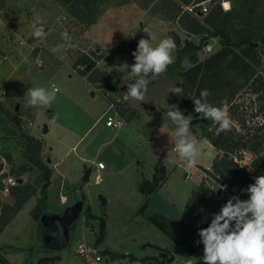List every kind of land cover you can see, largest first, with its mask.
Returning a JSON list of instances; mask_svg holds the SVG:
<instances>
[{"label":"rangeland","instance_id":"1","mask_svg":"<svg viewBox=\"0 0 264 264\" xmlns=\"http://www.w3.org/2000/svg\"><path fill=\"white\" fill-rule=\"evenodd\" d=\"M161 1L110 0L101 5L96 23L88 26L72 18L68 7L57 0H0V103L18 124L0 113V156L8 160L10 173L17 175L25 164L29 138L39 140L43 144L42 159L53 170L43 214L64 212L80 196L84 200L80 220L70 234L68 248L62 252V264H89L78 253L81 245L98 253L109 250L116 255L127 254L115 260L105 256L108 264H188L189 260L191 264H203L205 246L199 233L194 237L198 251L189 256L148 219L162 214L179 221L192 193L201 184L217 192L222 189L223 196L240 194L238 188L230 190L206 174L204 169L210 170L222 153L209 142L199 140L200 131L190 123L183 138L195 141L200 148L196 165L187 168L186 161L174 150L181 139L180 126L167 113L179 111L188 119L180 108L182 80L174 75L158 77L151 82L144 100L138 101L127 95L129 85L140 78L132 73L133 59L128 54L109 57L127 36L139 42L147 39L153 47L165 38H172L175 43L172 62L177 59V41L181 47L186 41L201 44V60L221 48L220 39L202 43L200 37L189 36L178 19L173 22L158 17L154 7ZM141 2L149 7L144 9ZM204 7L211 10L209 2ZM189 8L188 12L196 13ZM36 30H42L43 35H33ZM64 32L67 35H62ZM261 49L264 54V46ZM84 55L90 56L93 63L76 67ZM183 66L189 68L191 64L185 60ZM96 74L102 77L100 81ZM54 87L59 91L49 105L39 101L36 105L28 103L31 89L44 88L51 95ZM173 88L181 91H170ZM3 92L6 94L2 95ZM250 96L245 97L250 108L246 109V118L248 126L253 127L264 123V117L252 113L249 104L254 97ZM224 112L228 116V107ZM108 116L120 117L126 125L120 130L107 128ZM44 125L48 126L47 134L43 132ZM244 156L239 163L256 179L250 168L253 155ZM98 162H103L106 170L98 171ZM90 168L92 174L87 182L85 171ZM41 174L37 167L22 174L20 179L34 187L35 195L0 230V258L10 264H59L62 258L56 251L46 252V247L34 250L41 246L46 231L35 217L41 212L38 207L43 197L42 185L38 184ZM155 176L161 178L160 189L147 197L140 192L139 185L143 179L152 180ZM13 203L12 198L4 197L0 216L3 205ZM232 203L236 204L237 198ZM144 205L146 208L140 211ZM102 219L106 220V235L97 246ZM231 226L234 229L235 221ZM166 251L174 256L170 263L171 256Z\"/></svg>","mask_w":264,"mask_h":264},{"label":"trees","instance_id":"2","mask_svg":"<svg viewBox=\"0 0 264 264\" xmlns=\"http://www.w3.org/2000/svg\"><path fill=\"white\" fill-rule=\"evenodd\" d=\"M57 1L68 7V13L72 18L89 26L96 23L101 13V5L110 0ZM207 2L211 7L210 11L208 9V14L203 13L204 3ZM141 5L144 9L149 7L145 2H141ZM190 6L194 7L196 13L188 12L186 8ZM154 9L158 17L167 21L174 22L178 19L179 26L189 36L200 37L202 43L211 39H220L221 42V48L218 51L201 60L199 57L202 51L201 44L186 41L181 47L180 41H177L176 45L179 48L177 59L158 76L174 75L182 80L180 108L184 113L188 112L192 116L190 126L200 131L201 138L222 153L217 156L210 170L204 169L206 174L228 189L238 188L240 191V194L219 197L217 191L201 184L192 193L179 221L162 214H155L148 219L150 224L156 226L181 251L194 256L198 251L194 240L196 233L211 225L215 215L220 214L228 200L236 197L241 202L249 201L251 192L248 189L256 184L259 176L264 175V123H256L253 127L248 126L246 109L250 110V108L245 102V97L248 95H251V99L254 97V102L249 104L252 105V113L255 112L256 117H264V54L261 49V46H264V0H234L233 7L229 11L224 10L222 0H163ZM138 46V39L127 36L109 57L117 58L128 54L136 63L133 53L138 51ZM185 60L190 62L189 68L183 66ZM92 63V58L84 55L78 60L76 67H88ZM152 75L153 73L149 72L144 77L148 80L147 88L154 80ZM103 76L105 77V74ZM95 77L99 81L102 79L100 74H96ZM205 90L208 92L206 96L202 95ZM195 100H200L206 108L224 111V108L228 107L230 130L220 131L217 135L220 123L206 113H197ZM0 113L18 126L16 118L1 103ZM122 115L124 113H121ZM237 124L241 127L240 130ZM42 151L43 144L37 139L29 138L24 152L25 164L16 175L21 178L22 174L28 173L32 167L39 168L42 173L38 178V184L42 185L43 197L38 202L41 212L35 215L37 220L41 219L45 211L48 187L53 174V170L48 168L47 162L44 163L42 159ZM246 153L254 157L250 168L256 179L250 175L247 167L239 163ZM8 158L11 159L10 156ZM160 180L161 178L156 176L152 180L143 179L139 185L140 192L147 197L151 196L160 189ZM35 192L31 184L25 183L12 189L10 198L14 203L3 205L0 230L6 228L26 207ZM145 208L146 205L140 211H144ZM92 218L98 219L96 216ZM105 235L106 220L102 219L97 246L105 240ZM199 239L202 244L203 238L200 235ZM101 254L111 256L112 260H115L117 256L120 258L127 256V254L116 255L109 250L102 251ZM0 262L10 264L4 258H0Z\"/></svg>","mask_w":264,"mask_h":264},{"label":"clouds","instance_id":"3","mask_svg":"<svg viewBox=\"0 0 264 264\" xmlns=\"http://www.w3.org/2000/svg\"><path fill=\"white\" fill-rule=\"evenodd\" d=\"M33 35L40 37L43 32L36 30ZM62 35H67V32ZM174 48L175 43L170 37L163 39L155 47L147 39L140 40L138 51L133 53L136 63L132 66V73L140 78L136 84L129 85L128 97L138 101L144 100L148 90V80L144 77L152 72V79H155L165 72L167 66L172 63L171 52ZM58 91L59 89L54 87L53 93L48 95L44 88L31 89L29 92L31 100L28 103L36 105L39 101L42 105H49ZM170 91L179 93L181 89L173 88ZM202 95H208L207 90L202 92ZM194 103L197 113H206L220 123L217 135L220 131L230 130V118L223 110L206 108L200 100H195ZM167 115L180 126L178 135L181 139L176 151L182 160L186 161L185 166L192 168L196 165L200 148L195 141L183 138L189 131L192 116L185 119L179 111H168ZM248 191L251 192L249 201L237 200V203L233 204L232 200H228L220 214L215 215L211 225L200 230L199 235L203 238L205 246L203 264H264V175L259 176L256 184ZM232 221H235L234 229L231 226ZM188 264H191L190 260Z\"/></svg>","mask_w":264,"mask_h":264},{"label":"built area","instance_id":"4","mask_svg":"<svg viewBox=\"0 0 264 264\" xmlns=\"http://www.w3.org/2000/svg\"><path fill=\"white\" fill-rule=\"evenodd\" d=\"M189 10L192 12L194 10V7L192 6L191 8H189ZM207 12H208V8L204 7L203 13H207ZM40 67H42V65H40ZM2 94L5 95L6 93L3 92ZM124 126H125V122L120 117H112V116L107 117V121H106L107 128L120 130ZM176 148L174 149L175 151ZM1 152H2V147L0 146V154ZM96 165L99 171H103L106 169V166L103 162H98ZM8 168H9L8 160L4 156H0V202L4 197H11L12 189L17 187L19 185V181L21 180L16 175L10 173ZM96 180L97 181L101 180V177L98 175L96 177ZM78 253L83 259L87 260L89 264L109 263L108 260H105L106 259L105 256H103L101 253H98V251L93 248L86 249L81 245L79 247Z\"/></svg>","mask_w":264,"mask_h":264},{"label":"water","instance_id":"5","mask_svg":"<svg viewBox=\"0 0 264 264\" xmlns=\"http://www.w3.org/2000/svg\"><path fill=\"white\" fill-rule=\"evenodd\" d=\"M185 115L187 117L190 116L188 112H186ZM43 132L45 134L49 132L47 125H44ZM91 174H92V169L91 168L87 169L85 171L84 180L88 182L90 180ZM22 183H23V180H20L19 184H22ZM222 191H223L222 189L218 191L219 197L222 196ZM83 208H84V200L80 196L79 201L75 205L68 207L64 212L48 211L45 214H43L40 219V223L50 234L56 233L59 236V233L63 231L66 237V241H67L66 246H69L70 234L72 230L75 229V227L77 226V223L79 222L80 217L82 215ZM167 253H169L171 256V259L169 260V263H170L174 260V256L171 252H167Z\"/></svg>","mask_w":264,"mask_h":264},{"label":"crops","instance_id":"6","mask_svg":"<svg viewBox=\"0 0 264 264\" xmlns=\"http://www.w3.org/2000/svg\"><path fill=\"white\" fill-rule=\"evenodd\" d=\"M233 1L234 0H222V6H223V8H224V10H226V11H229V10H231L232 9V7H233ZM227 2H228V4L230 5L229 6V8H226V4H227ZM6 93V92H5ZM3 95V94H2ZM149 118V116H146V121H147V119ZM122 119V118H121ZM123 120V119H122ZM124 121V120H123ZM125 122V121H124ZM125 125H126V123H125ZM199 140H204V141H207V140H205V139H199ZM208 142V141H207ZM211 145V144H210ZM212 146V145H211ZM213 147V146H212ZM214 148V147H213ZM61 170V169H60ZM106 170V169H105ZM62 171V170H61ZM99 171V170H98ZM104 171V170H103ZM63 172V174L65 175V177L66 178H68V179H70L69 177H68V174H66V172H64V171H62ZM99 175V174H98ZM97 175V176H98ZM100 176V175H99ZM143 208V207H142ZM141 208V209H142ZM140 209V210H141ZM35 245V244H34ZM67 245V241L66 242H63V244L61 245H55V246H53V245H43V244H41V246L39 247V246H37V248H34V250H36V249H39V248H41V247H46V248H48L47 250H46V252H48V253H52V252H54V251H56L57 253H55V254H57V255H61V260H60V262H59V264H62L63 263V259H64V257H63V254H62V252L66 249V248H68V246H66ZM65 246V247H64ZM35 247V246H34ZM64 247V248H63ZM168 247V246H167ZM178 249V248H177ZM37 251V250H36ZM113 252V251H112Z\"/></svg>","mask_w":264,"mask_h":264},{"label":"flooded vegetation","instance_id":"7","mask_svg":"<svg viewBox=\"0 0 264 264\" xmlns=\"http://www.w3.org/2000/svg\"><path fill=\"white\" fill-rule=\"evenodd\" d=\"M75 204H73V205H75ZM63 242H66V237H65V234L63 233V231H61L59 233V236H58L56 233L50 234L46 230L45 234L42 236V244L43 245H60V244L62 245Z\"/></svg>","mask_w":264,"mask_h":264},{"label":"bare ground","instance_id":"8","mask_svg":"<svg viewBox=\"0 0 264 264\" xmlns=\"http://www.w3.org/2000/svg\"><path fill=\"white\" fill-rule=\"evenodd\" d=\"M229 6H230V5H229L228 2H227V4H226V8H229Z\"/></svg>","mask_w":264,"mask_h":264}]
</instances>
